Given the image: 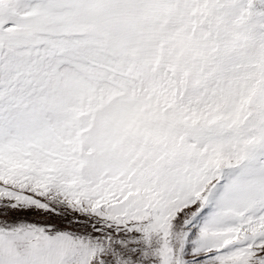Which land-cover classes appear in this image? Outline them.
<instances>
[{"label":"snow or ice","instance_id":"snow-or-ice-1","mask_svg":"<svg viewBox=\"0 0 264 264\" xmlns=\"http://www.w3.org/2000/svg\"><path fill=\"white\" fill-rule=\"evenodd\" d=\"M0 264H264V0H0Z\"/></svg>","mask_w":264,"mask_h":264}]
</instances>
